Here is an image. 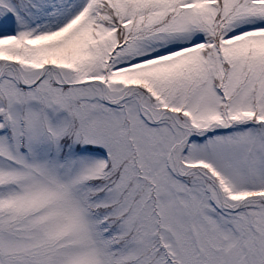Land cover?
I'll return each instance as SVG.
<instances>
[{
  "label": "snow or ice",
  "instance_id": "1",
  "mask_svg": "<svg viewBox=\"0 0 264 264\" xmlns=\"http://www.w3.org/2000/svg\"><path fill=\"white\" fill-rule=\"evenodd\" d=\"M0 264H264V0H0Z\"/></svg>",
  "mask_w": 264,
  "mask_h": 264
}]
</instances>
